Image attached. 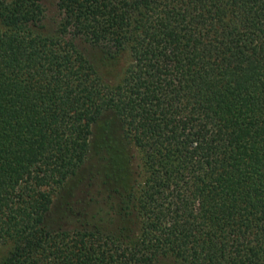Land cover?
I'll use <instances>...</instances> for the list:
<instances>
[{
	"label": "trees",
	"instance_id": "16d2710c",
	"mask_svg": "<svg viewBox=\"0 0 264 264\" xmlns=\"http://www.w3.org/2000/svg\"><path fill=\"white\" fill-rule=\"evenodd\" d=\"M0 0V264H264V0ZM72 37L130 62L105 80ZM113 114L145 178L113 228L49 230ZM116 187V188H115Z\"/></svg>",
	"mask_w": 264,
	"mask_h": 264
},
{
	"label": "rangeland",
	"instance_id": "374dc122",
	"mask_svg": "<svg viewBox=\"0 0 264 264\" xmlns=\"http://www.w3.org/2000/svg\"><path fill=\"white\" fill-rule=\"evenodd\" d=\"M41 3L45 12L43 32L53 33L61 19L57 0H41ZM69 37L108 82L117 81L130 62L128 54L113 61L101 46L82 38ZM113 168L123 169L125 187L132 180L140 186L145 178L140 152L123 133L119 120L108 113L92 127L90 151L84 165L55 194L45 221L47 228L53 231L92 228L95 225L113 228L111 223H115L112 219H117L120 199L114 192L113 180L105 184L107 177L101 178L111 174ZM159 262L167 264L170 261L161 259Z\"/></svg>",
	"mask_w": 264,
	"mask_h": 264
}]
</instances>
